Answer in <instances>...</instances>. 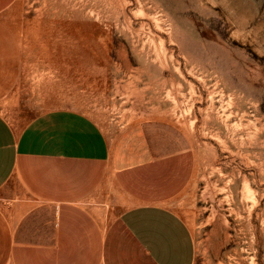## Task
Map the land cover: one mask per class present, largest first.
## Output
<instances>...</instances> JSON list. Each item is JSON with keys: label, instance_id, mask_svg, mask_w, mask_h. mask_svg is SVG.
Returning a JSON list of instances; mask_svg holds the SVG:
<instances>
[{"label": "rangeland", "instance_id": "374dc122", "mask_svg": "<svg viewBox=\"0 0 264 264\" xmlns=\"http://www.w3.org/2000/svg\"><path fill=\"white\" fill-rule=\"evenodd\" d=\"M7 12L20 68L0 113L15 128L72 109L112 142L157 124L187 149L177 196L116 191L101 220L162 202L191 229L194 264H264V0H17Z\"/></svg>", "mask_w": 264, "mask_h": 264}, {"label": "crops", "instance_id": "0c3cea01", "mask_svg": "<svg viewBox=\"0 0 264 264\" xmlns=\"http://www.w3.org/2000/svg\"><path fill=\"white\" fill-rule=\"evenodd\" d=\"M16 1L0 0V99L20 68L3 23ZM162 127L140 124L112 142L77 110L44 112L22 129L0 113V264H194L193 233L165 203L100 218L116 191L146 198L184 189L187 149Z\"/></svg>", "mask_w": 264, "mask_h": 264}]
</instances>
